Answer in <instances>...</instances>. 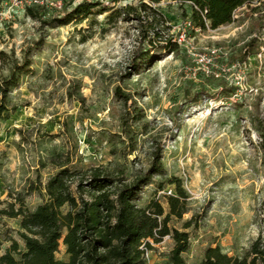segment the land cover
I'll use <instances>...</instances> for the list:
<instances>
[{"label": "rangeland", "instance_id": "1", "mask_svg": "<svg viewBox=\"0 0 264 264\" xmlns=\"http://www.w3.org/2000/svg\"><path fill=\"white\" fill-rule=\"evenodd\" d=\"M81 1L68 0L66 12ZM88 1L100 2L97 13L58 25V12L33 17L0 0V78L30 62L9 96L17 110L0 127V254L13 239L24 249L21 217L1 210H35L60 170L100 168L130 183L158 156L164 173L136 202L157 200L168 213L170 179L182 180L188 211L169 225L189 233L184 264H201L216 246L246 257L264 237V10L243 7L202 30L184 21L188 5L162 0L155 6L177 47L138 57L149 49L138 22L108 16L150 0ZM174 243L154 244L145 264H172ZM56 257L69 260L62 241Z\"/></svg>", "mask_w": 264, "mask_h": 264}, {"label": "trees", "instance_id": "2", "mask_svg": "<svg viewBox=\"0 0 264 264\" xmlns=\"http://www.w3.org/2000/svg\"><path fill=\"white\" fill-rule=\"evenodd\" d=\"M162 0L142 1L114 10L108 18L117 15L124 20H136L143 42L149 49L140 51L138 57L149 53L151 48L163 45L177 47L170 34L169 20L155 6ZM182 5L184 21L194 28L213 29L234 21L236 12L243 7L264 10V0H173ZM258 3L257 6H253ZM100 2L82 0L64 15L54 18L58 25L74 20H84L97 13ZM41 7H28L27 13L36 17ZM107 11L106 8L99 10ZM251 45V44H250ZM253 54L248 52L247 55ZM30 65H15L8 77L0 78V127L8 121L17 107L11 106V89L18 85L21 73ZM264 139V134H263ZM264 145V143H263ZM164 173L158 156L147 173L137 176L130 183L117 184V178L100 168L87 171H71L64 168L52 176L46 184L47 201L30 211L24 206L1 210L2 214L21 217L19 242L12 240L7 250L0 254V264H145L147 252L165 237L174 239L170 254L172 264H184L183 254L190 247L189 233L172 228V217L182 218L188 211L189 195L182 180L172 177L175 193L167 196L169 212L163 205L152 200L141 207L136 200L142 189L154 175ZM66 247L69 260L57 259L60 244ZM2 243L0 242V252ZM15 255H19L17 259ZM201 264H264V237L259 236L244 258L230 256L221 246L209 247Z\"/></svg>", "mask_w": 264, "mask_h": 264}, {"label": "built area", "instance_id": "3", "mask_svg": "<svg viewBox=\"0 0 264 264\" xmlns=\"http://www.w3.org/2000/svg\"><path fill=\"white\" fill-rule=\"evenodd\" d=\"M11 8H28L41 7L48 10L58 12L60 15L64 14L67 9L68 0H7ZM210 63L211 59L203 56L201 62Z\"/></svg>", "mask_w": 264, "mask_h": 264}]
</instances>
